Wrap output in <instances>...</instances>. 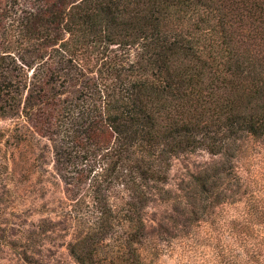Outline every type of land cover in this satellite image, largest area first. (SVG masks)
Returning a JSON list of instances; mask_svg holds the SVG:
<instances>
[{"label":"trees","instance_id":"1","mask_svg":"<svg viewBox=\"0 0 264 264\" xmlns=\"http://www.w3.org/2000/svg\"><path fill=\"white\" fill-rule=\"evenodd\" d=\"M10 118L30 134L0 129V154L23 172L52 144L77 264H154L144 212L199 150L217 160L187 188L219 264H264V0H0Z\"/></svg>","mask_w":264,"mask_h":264},{"label":"rangeland","instance_id":"2","mask_svg":"<svg viewBox=\"0 0 264 264\" xmlns=\"http://www.w3.org/2000/svg\"><path fill=\"white\" fill-rule=\"evenodd\" d=\"M27 126L23 121L0 119L5 141L16 129L19 134H30ZM28 140L33 141L32 135H28ZM51 146L49 140L41 141L35 169L27 172L13 164L15 150L5 143L2 147L0 264H77L68 250L73 222L68 215L66 185L56 175ZM216 160L199 150L182 154L173 161L168 185L171 194L159 196L144 212L154 264H219L216 240H213L217 237L216 218L203 208V196L187 188L192 174L205 170ZM256 164L259 168L255 179L261 190L264 158ZM197 201L196 209L192 210L188 205ZM113 203L122 206L121 200L115 199Z\"/></svg>","mask_w":264,"mask_h":264}]
</instances>
